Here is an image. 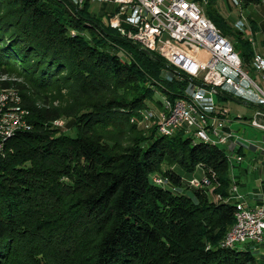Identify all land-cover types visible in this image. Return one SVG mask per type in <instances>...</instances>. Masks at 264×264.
<instances>
[{"label": "trees", "instance_id": "trees-1", "mask_svg": "<svg viewBox=\"0 0 264 264\" xmlns=\"http://www.w3.org/2000/svg\"><path fill=\"white\" fill-rule=\"evenodd\" d=\"M116 9L0 0V75L21 80L0 89L16 88L31 125L0 136V264H255L249 246L221 243L236 204L225 150L132 121L186 79L111 28ZM203 14L247 62L251 44L216 0ZM60 118L73 134L52 125Z\"/></svg>", "mask_w": 264, "mask_h": 264}, {"label": "built area", "instance_id": "built-area-1", "mask_svg": "<svg viewBox=\"0 0 264 264\" xmlns=\"http://www.w3.org/2000/svg\"><path fill=\"white\" fill-rule=\"evenodd\" d=\"M76 5L77 0H70ZM87 0H84V2ZM101 5L112 3L116 11L108 19L111 28L131 39L141 49L160 55L173 69L174 75L186 79L180 91L195 94L200 102V112H192L183 103L163 100L162 111H157L156 132L180 131L188 125L189 134L211 137L224 143L234 156L236 163L243 159L246 150L258 149V145L232 128L233 123L246 124L264 133V61L255 63L237 61V52L218 36L203 15L194 11L191 0H89ZM235 4V0H230ZM249 39V38H247ZM172 72L164 70L163 77ZM14 93L6 96V104L0 105L2 121L0 135L5 132L28 129L20 118H13V111L20 107H9ZM226 101H236L252 109L247 122L232 116L225 106ZM152 114V113H151ZM154 115V114H153ZM7 121H17V129H6ZM264 154V147H260ZM162 184V178L155 177ZM204 178H193L189 184L201 187ZM229 197L243 205V218H239L237 229L227 231L221 243L243 246L260 244L264 239V203L248 206L236 183Z\"/></svg>", "mask_w": 264, "mask_h": 264}, {"label": "rangeland", "instance_id": "rangeland-1", "mask_svg": "<svg viewBox=\"0 0 264 264\" xmlns=\"http://www.w3.org/2000/svg\"><path fill=\"white\" fill-rule=\"evenodd\" d=\"M194 1L197 3L203 14V4H205L207 0ZM242 3L243 2H241V0H237V4H233L230 0H216V9L228 21V23L234 30L242 31L244 36L246 38H249L247 40L251 44L252 53H263L264 33L261 24H264V0H250L248 1L247 6L244 7L241 6ZM91 5L96 8H99L101 6V4L97 1H91ZM203 16L208 19L204 14ZM252 19L256 22L257 29H254L250 24V20ZM225 37H227L231 41V43L233 42V39L231 37ZM3 80L14 83L21 82L20 78L12 71L7 72V74L0 75V81ZM9 89L17 94V96L19 97L20 108L25 110L28 114L27 110L22 107L20 94L14 86H10L6 89H0V91ZM59 94L64 93L60 91V93L56 92L54 95L57 96ZM156 97L161 98L160 95H157ZM224 104L229 109L230 114L232 116H239L241 118V121L247 122V119L252 114V109L250 106H245L239 102L226 101ZM158 107L159 105H154V101H152L147 106V108L141 110V113L132 120L134 123H136L138 129L140 128L141 130H146L149 127H155V123L157 121L156 110L158 109ZM148 113H152V116L155 120L152 118V116L148 118ZM27 114L23 118L26 125H28V129L25 130H29L31 127V125L27 121ZM72 122V119L60 118L58 120H55L52 125L64 134H73L74 129L72 126ZM232 128L235 129L239 134L243 135L245 138H249L251 141L255 142L256 145H258V149L256 150H254L253 148L246 150L244 152L243 159L239 163H236L234 156L228 153L227 156L230 165L229 174L232 177V181L236 183L238 189L246 186H248V189H252L253 187H256L258 189H261L262 187L264 188V154L260 151V147H264V133L254 130L246 124L240 125L237 123H233ZM184 136L187 137L188 133L186 132ZM192 138L194 142H198V139L194 137ZM217 147L218 149H225V146L222 144H218ZM254 154L258 155L259 157L252 159V156ZM166 166L167 164L164 163L161 165V168L163 169ZM192 176L198 178L199 173H194ZM203 188L205 189L204 186ZM186 192L190 193V191ZM244 246H249L251 248L253 255L256 257L254 262L255 264H264V247H260L259 244H245Z\"/></svg>", "mask_w": 264, "mask_h": 264}, {"label": "bare ground", "instance_id": "bare-ground-1", "mask_svg": "<svg viewBox=\"0 0 264 264\" xmlns=\"http://www.w3.org/2000/svg\"><path fill=\"white\" fill-rule=\"evenodd\" d=\"M83 3H84V0H77L76 6L81 7L83 5ZM191 3H196V2L194 0H191ZM235 4H237V0H235ZM194 11L195 12H198V15H202L201 10H200V8L198 7L197 4H194ZM203 20L205 21L206 25H210L213 28V31L214 32H218V36L220 38H222L224 41H226L227 43H229V46H231L233 48L231 41L227 37L223 36L220 33V31L218 30V28L209 19H206L203 16ZM256 57L257 58H260V59H262L264 61V52L263 53L253 52L247 62L248 63H255ZM237 61H242L238 55H237ZM10 93H14V92L11 91L10 89L9 90H4V91L3 90L0 91V105L6 104V96H10ZM14 96L15 97L12 98V100H9V107H20L19 97L17 96L16 93H14ZM162 97H163V100H169L165 95L162 96ZM169 101L172 102V103H183V104H186L190 108V110L192 112H200V102H199V99L196 98L195 94H191L189 92L182 91V93L180 95L176 96L173 100H169ZM156 111H162V103H161L159 109H157ZM26 114H27L26 111L23 110V109H22V112L21 113H20V111H13V118H20L21 122L22 123H25V121L23 120V118L25 117ZM148 114H149L148 118L150 116H152L151 113H148ZM152 118H153V116H152ZM152 120H150V121H152ZM0 121H2V112H0ZM149 128H147V129H149ZM154 128L156 129V125H155ZM6 129H17V121H7L6 122ZM180 129H183L185 132H187L189 134L188 125H181L180 126ZM12 133H14V131L5 132V134H1L0 136L3 137V138L4 137H8ZM157 133L159 135L169 136V135L172 134V131H170V130H158ZM189 135H191L192 137L198 139L199 141H201L203 143H206L208 145H211V146L217 147L218 144L224 145V143L218 141L217 139L211 138V137L194 136V134H189ZM224 148H225L224 150H225V152H226L227 155H228V153L231 154L230 151L226 148V146ZM204 181L207 182L206 178L204 179ZM195 188H200V187H195ZM233 189H234V183H232V185L230 186L229 193H231L233 191ZM239 218H243V205H241L239 203H236L235 204V210H234V223L229 228L228 231H234L235 229H237L238 223H239ZM222 245L227 246V247L237 246L235 244H227V243H222Z\"/></svg>", "mask_w": 264, "mask_h": 264}, {"label": "crops", "instance_id": "crops-1", "mask_svg": "<svg viewBox=\"0 0 264 264\" xmlns=\"http://www.w3.org/2000/svg\"><path fill=\"white\" fill-rule=\"evenodd\" d=\"M259 156L254 154L252 159L258 158ZM234 183V181H233ZM240 193L243 195V200L245 203L252 207L259 203H264V188L258 189L253 187L252 189H248V186L239 188ZM260 247H264V241L259 244ZM260 253V252H259Z\"/></svg>", "mask_w": 264, "mask_h": 264}]
</instances>
